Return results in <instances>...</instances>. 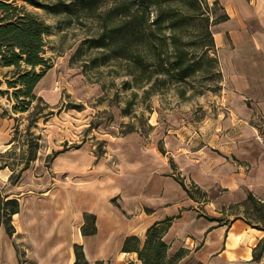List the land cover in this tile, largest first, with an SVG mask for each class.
Listing matches in <instances>:
<instances>
[{"label":"crops","instance_id":"obj_1","mask_svg":"<svg viewBox=\"0 0 264 264\" xmlns=\"http://www.w3.org/2000/svg\"><path fill=\"white\" fill-rule=\"evenodd\" d=\"M217 1L230 16L212 27L223 106L191 136L175 128L166 154L133 132L114 143V162L83 145L35 160L12 183L1 155L15 144L14 118L0 109V196L21 204L14 234L0 227V264H75V244L83 245L88 264L101 263L96 257L143 264L137 252L122 250L126 238L145 241L149 227L169 217L168 256L187 251L178 264H264V253L254 260L264 230L230 209L251 192L264 201V0ZM175 172L209 192L208 200L192 198ZM85 213L97 217L95 234L82 233Z\"/></svg>","mask_w":264,"mask_h":264},{"label":"trees","instance_id":"obj_2","mask_svg":"<svg viewBox=\"0 0 264 264\" xmlns=\"http://www.w3.org/2000/svg\"><path fill=\"white\" fill-rule=\"evenodd\" d=\"M30 6L55 15L95 20L98 30L83 41L73 58L87 46L101 53L91 61L96 66L111 60L124 62L125 73L130 77L125 84L143 89L146 95L155 93L174 78L183 81L201 70V60L196 57L189 59L182 47V30L187 20L200 24V34H206L210 40L204 53L211 64L220 66L212 27L230 17L217 0H0V76H4V81L0 79V98L3 95L9 99L14 97L20 104L13 106L14 112L34 108L31 115L35 116L26 128L27 138L21 146L20 161L5 159L16 152V134L14 146L1 155V159L5 160L2 166H10L13 170L12 183L19 182L24 171L38 158L41 136L34 135L33 126L40 118L53 114L52 110L45 111L50 106L36 93L38 84L52 66L46 45L53 25ZM4 83L7 85L5 89L1 88ZM11 89L13 93H10ZM134 95L138 93L134 91ZM36 99L43 101L45 108L32 106ZM0 109L2 115L14 118L1 103ZM15 119L18 120L17 117ZM15 130L19 131L18 124ZM60 152H54L52 157ZM171 161L175 165L173 159ZM176 178L192 198L208 200L209 192L195 184L187 185L178 174ZM20 208L18 199L0 196V227L5 224L10 235L16 231L12 218ZM230 209H237L249 224L264 230V201L254 193H249L244 202L231 205ZM85 220L82 233L95 234L96 215L85 213ZM172 221L173 218L169 217L155 222L147 230L145 241L137 235L127 237L122 250L137 252L143 264H178L187 251L180 250L173 257L168 256L169 245L165 234ZM263 253L264 239L254 248V260H260ZM75 254V264H88L83 245L75 244ZM21 264L29 263L24 259Z\"/></svg>","mask_w":264,"mask_h":264},{"label":"rangeland","instance_id":"obj_3","mask_svg":"<svg viewBox=\"0 0 264 264\" xmlns=\"http://www.w3.org/2000/svg\"><path fill=\"white\" fill-rule=\"evenodd\" d=\"M30 9L53 25L46 45L52 66L36 88V93L50 106L45 111L52 110L53 114L40 118L33 126L34 135L41 136L37 160L44 158L49 162L56 151L76 150L86 145L98 158L112 157L114 162V143L133 132L141 133L146 142L158 143L159 149L166 154L165 139L173 134L175 128L184 127L181 134L191 136L194 128L205 125L207 117L211 118L213 113L217 115L221 110L224 94L222 72L220 66L211 64L204 53L210 40L206 34H200L202 27L195 21H186L182 30V47L189 59L196 57L201 60V70L183 81L174 78L155 93L146 95L143 89L125 84L130 77L125 73L124 62L111 60L96 66L91 61L101 53L87 46L73 58L83 41L98 30L95 20L55 15L34 6ZM0 79L4 81V76ZM1 88L5 89L7 85L4 83ZM0 103L14 116V128L19 125V131L15 130L16 152L5 159L20 161L21 146L27 138L26 128L30 119L35 117L31 115L34 108L16 113L13 106L20 104L7 95L1 96ZM75 105H80V108H74ZM32 106L42 109L45 103L36 99ZM129 130L133 131L127 132ZM68 177L66 175V179ZM198 200L203 202V199ZM20 249L26 255L23 245ZM96 258L100 264H127L128 259Z\"/></svg>","mask_w":264,"mask_h":264}]
</instances>
